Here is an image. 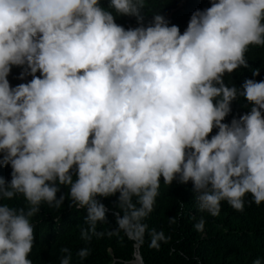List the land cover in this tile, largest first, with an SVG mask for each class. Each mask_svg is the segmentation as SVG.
I'll list each match as a JSON object with an SVG mask.
<instances>
[{"label": "clouds", "instance_id": "9594fccd", "mask_svg": "<svg viewBox=\"0 0 264 264\" xmlns=\"http://www.w3.org/2000/svg\"><path fill=\"white\" fill-rule=\"evenodd\" d=\"M210 3L181 34L159 13L145 26L144 0H109L113 11L100 0H0V167L11 168L10 180L0 176V264H32L30 217L42 202L60 207V186L86 209L84 240L107 222L96 197L119 193L118 229L142 242L161 177L190 181L199 209L213 216L221 201L243 211L246 194L264 202V81L246 79L242 91L223 82L248 67L250 45L264 46V0ZM113 12L138 26L125 29ZM12 66L32 79L11 87ZM238 95L250 111L222 123ZM17 194L27 211L3 202ZM150 235V247L167 241ZM61 251L60 264H70Z\"/></svg>", "mask_w": 264, "mask_h": 264}, {"label": "trees", "instance_id": "16d2710c", "mask_svg": "<svg viewBox=\"0 0 264 264\" xmlns=\"http://www.w3.org/2000/svg\"><path fill=\"white\" fill-rule=\"evenodd\" d=\"M109 0H100L106 10ZM211 6L210 0H144L140 14L143 24L151 23L153 15H163L169 26L176 25L183 34L192 13ZM115 15V23L125 29L138 26L136 17ZM248 67H239L232 73H225L223 82L227 87L235 86L242 91L246 79L264 81V46L250 45L245 53ZM259 74L253 76V71ZM22 66H12L7 80L11 87L29 82L32 77L20 78ZM40 75L39 71L36 73ZM215 102V101H214ZM231 112L222 123H230L248 113L252 105L243 97L237 96L231 102ZM264 115V113H262ZM218 129L213 128L210 139ZM10 166L0 167V176L11 179ZM75 179V176L73 177ZM159 194L155 198L153 211L141 223L146 225L143 240L138 241L118 229L114 212L123 215L118 207L119 193L109 197H96L108 209L107 222H97L96 232L90 240L81 238V230L89 225L85 222L86 209L78 208L69 195L68 186H60L65 199L59 208L42 202L39 211L30 217L34 228V243L28 258L32 264H60L67 255L61 249L71 252L70 264H135L139 257L141 264H253L259 260L264 264V202L257 205L251 194H246L243 211L233 209L226 201H221L220 212L213 216L198 207L192 184H180L174 180L171 185L160 178ZM133 198V202L135 203ZM4 203L16 209L27 211L29 205L22 195L17 194ZM138 206V205H137ZM175 218V223L170 222ZM203 219L204 227L198 231L195 225ZM163 232L167 241H159V248L150 247L151 232ZM87 248L89 255L81 259L77 253Z\"/></svg>", "mask_w": 264, "mask_h": 264}, {"label": "water", "instance_id": "95a60500", "mask_svg": "<svg viewBox=\"0 0 264 264\" xmlns=\"http://www.w3.org/2000/svg\"><path fill=\"white\" fill-rule=\"evenodd\" d=\"M135 264H141V261H140L139 257L136 258Z\"/></svg>", "mask_w": 264, "mask_h": 264}]
</instances>
